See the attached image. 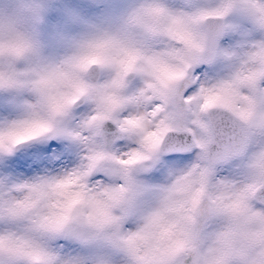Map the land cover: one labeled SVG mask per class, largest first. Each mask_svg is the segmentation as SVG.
<instances>
[{
  "label": "snow or ice",
  "instance_id": "1",
  "mask_svg": "<svg viewBox=\"0 0 264 264\" xmlns=\"http://www.w3.org/2000/svg\"><path fill=\"white\" fill-rule=\"evenodd\" d=\"M123 31L103 83L0 73V264H264V0Z\"/></svg>",
  "mask_w": 264,
  "mask_h": 264
},
{
  "label": "clouds",
  "instance_id": "2",
  "mask_svg": "<svg viewBox=\"0 0 264 264\" xmlns=\"http://www.w3.org/2000/svg\"><path fill=\"white\" fill-rule=\"evenodd\" d=\"M41 13L40 0H0V73L14 70L26 87L36 86L44 91L46 86L38 82L55 75L60 78L52 85V91L62 92L70 90L74 76L84 82L103 83L113 75L108 65L122 58L123 27L129 14L119 28L91 31L74 41L67 55L48 60L41 54ZM73 57L77 61L83 59L86 67L74 68L69 63Z\"/></svg>",
  "mask_w": 264,
  "mask_h": 264
},
{
  "label": "rangeland",
  "instance_id": "3",
  "mask_svg": "<svg viewBox=\"0 0 264 264\" xmlns=\"http://www.w3.org/2000/svg\"><path fill=\"white\" fill-rule=\"evenodd\" d=\"M131 2H133L132 6ZM140 2L141 0H40L42 22L38 27L42 56H46L44 58L48 60H58L69 53L72 43L78 37L97 29H117L114 24L121 26L131 11L129 9H133ZM162 2L169 7H177L180 0H162ZM112 22L114 24L111 26Z\"/></svg>",
  "mask_w": 264,
  "mask_h": 264
},
{
  "label": "bare ground",
  "instance_id": "4",
  "mask_svg": "<svg viewBox=\"0 0 264 264\" xmlns=\"http://www.w3.org/2000/svg\"><path fill=\"white\" fill-rule=\"evenodd\" d=\"M131 1H132V0H131ZM135 1H136V0H135ZM172 1H173V0H172ZM174 2H175V1H174ZM168 3H169V2H168ZM132 4H133V2H131V6H132ZM137 4H138V3H137ZM171 4H172V3H171ZM129 5H130V4H129ZM169 5H170V4H169ZM127 6H128V5H127ZM136 6H137V5H136ZM136 6H135V7H136ZM170 6H171V5H170ZM127 8H128V7H127ZM127 8H126V9H127ZM129 8H130V7H129ZM132 8H133V7H132ZM126 9H125V10H126ZM129 10H132V9H129ZM79 23H80V22H79ZM117 23H118V22H117ZM80 24H81V23H80ZM100 24H101V23H100ZM100 24H99V27H100ZM113 24H114V23L112 22V23H111V26H112ZM95 25H96V24H95ZM118 25H119V24H116V23L114 24L115 27L119 28L120 25H119V26H118ZM105 26H106V25H105ZM97 27H98V26H97ZM97 27H95V28H97ZM99 27H98V28H99ZM102 28H103V27H102ZM115 29H116V28H115ZM99 30H100V29H99ZM103 30H104V29H103ZM105 30H106V29H105ZM107 30H109V29H107ZM59 31H60V30H59ZM52 34H53V33H52ZM57 34H58V33H57ZM74 35H75V34H74ZM76 35H77V34H76ZM78 35H79V34H78ZM70 36H71V35H70ZM72 36H73V35H72ZM78 38H79V37H78ZM78 38H77V39H78ZM54 40H55V39H54ZM72 40H73V39H72ZM72 40H71V41H72ZM75 40H76V39H75ZM68 41H69V40H68ZM71 41H70V42H71ZM54 42H55V41H54ZM68 43H69V42H68ZM68 43H67V44H68ZM69 44H70V43H69ZM64 45H65V44H64ZM59 46H60V45H59ZM62 46H63V45H62ZM54 47H55V45H54ZM63 48H64V47H63ZM63 48H62V50H61L62 52H63ZM58 49H59V48H58ZM68 49H69V48H68ZM59 51H60V50H59ZM56 55H59V54H56ZM63 56H64V55H63ZM44 57H46V56H44ZM59 57H60V55H59ZM61 57H62V56H61ZM51 58H52V57H51ZM54 58H55V57H54ZM57 59H58V58H57ZM50 60H51V59H50Z\"/></svg>",
  "mask_w": 264,
  "mask_h": 264
}]
</instances>
